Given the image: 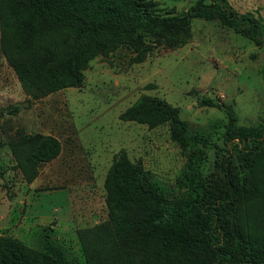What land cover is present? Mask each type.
Listing matches in <instances>:
<instances>
[{
    "label": "trees",
    "instance_id": "obj_1",
    "mask_svg": "<svg viewBox=\"0 0 264 264\" xmlns=\"http://www.w3.org/2000/svg\"><path fill=\"white\" fill-rule=\"evenodd\" d=\"M1 12L4 56L34 99L81 88L89 63L119 49L130 52L133 65L160 48H182L193 39L194 20L264 43L262 18L238 13L228 0H197L182 11L153 0H2ZM199 105L225 113L214 124L217 139L193 134L180 109L158 97L143 95L120 115L150 129L167 125L187 164L170 186L125 150L117 153L104 184L108 219L77 232L87 264H264V123L240 124L235 109L217 98ZM61 150L58 139L45 137L16 167L35 177ZM45 246L44 264H72L60 246ZM24 250L0 238V264H28Z\"/></svg>",
    "mask_w": 264,
    "mask_h": 264
},
{
    "label": "rangeland",
    "instance_id": "obj_2",
    "mask_svg": "<svg viewBox=\"0 0 264 264\" xmlns=\"http://www.w3.org/2000/svg\"><path fill=\"white\" fill-rule=\"evenodd\" d=\"M0 0V238L24 246L28 264H44L46 242L60 246L72 264H87L78 230L108 219L105 180L113 159L125 150L161 182L175 186L187 158L171 140L169 127L150 129L120 115L141 96L166 100L180 109L193 134L219 137L214 124L223 110L200 106L203 97L231 105L240 124L264 123V43L255 45L219 22L194 20L193 39L178 49L160 48L144 63L129 64L119 49L89 63L81 88L34 99L22 88L2 50ZM197 0H153L158 8L187 10ZM240 14L261 17L264 0H228ZM45 137L62 150L31 177L17 160ZM222 144V141H218ZM214 149L208 151L210 170ZM177 197L183 195L177 190ZM176 264H181L176 262Z\"/></svg>",
    "mask_w": 264,
    "mask_h": 264
}]
</instances>
